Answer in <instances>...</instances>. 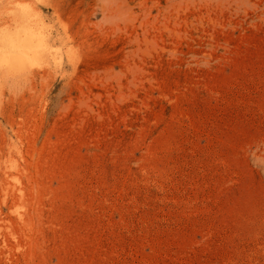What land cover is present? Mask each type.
Returning a JSON list of instances; mask_svg holds the SVG:
<instances>
[{"label":"rangeland","instance_id":"1","mask_svg":"<svg viewBox=\"0 0 264 264\" xmlns=\"http://www.w3.org/2000/svg\"><path fill=\"white\" fill-rule=\"evenodd\" d=\"M20 14L45 44L0 71V264H264V0Z\"/></svg>","mask_w":264,"mask_h":264},{"label":"bare ground","instance_id":"2","mask_svg":"<svg viewBox=\"0 0 264 264\" xmlns=\"http://www.w3.org/2000/svg\"><path fill=\"white\" fill-rule=\"evenodd\" d=\"M26 17L23 14L16 15L14 28L0 29V71L5 69L11 74L17 73L28 60L31 63L30 60L41 57L44 37L26 23ZM20 206L22 207L21 204ZM20 206L18 209L21 210Z\"/></svg>","mask_w":264,"mask_h":264}]
</instances>
